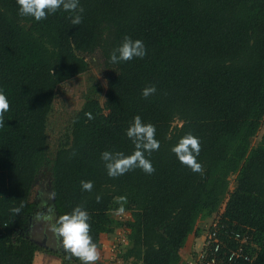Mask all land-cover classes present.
<instances>
[{"label": "trees", "instance_id": "1", "mask_svg": "<svg viewBox=\"0 0 264 264\" xmlns=\"http://www.w3.org/2000/svg\"><path fill=\"white\" fill-rule=\"evenodd\" d=\"M80 2L83 21L72 25L63 10L35 21L19 14L17 0H0V88L10 99L0 127V264H33L39 250L64 263L79 260L69 259L59 236L53 249L31 235L39 207L31 195L46 169L55 222L84 205L97 246L115 226L111 211L123 203L130 242L119 260L180 264L198 222L214 218L251 234L260 247L252 264H264V133L252 145L264 120V0ZM125 36L143 40L147 55L112 63L109 54ZM97 52L106 100L84 103L51 158L47 119L55 89ZM151 84L156 93L143 97ZM137 114L156 126L160 147L149 156L155 171L110 177L101 153L134 150L126 129ZM187 133L200 138V172L171 151ZM82 180L93 182L92 191L82 190ZM228 195L223 215H215Z\"/></svg>", "mask_w": 264, "mask_h": 264}, {"label": "clouds", "instance_id": "2", "mask_svg": "<svg viewBox=\"0 0 264 264\" xmlns=\"http://www.w3.org/2000/svg\"><path fill=\"white\" fill-rule=\"evenodd\" d=\"M18 12L21 16L31 17L35 21L46 19L50 14L63 10L69 13L72 25H80L83 21L84 8L80 0H17ZM147 55V47L143 40L131 36H125L122 42L111 51L109 59L112 63L130 61L134 58H143ZM155 84L145 86L142 96L148 98L156 93ZM10 108V99L3 88H0V127L5 124V114ZM90 116V114H88ZM127 137L133 142L134 150L125 154L122 151L104 150L101 159L105 162L107 174L116 177L125 174L129 170L140 168L151 174L155 168L149 159L150 154L158 150L160 141L156 138V126L152 122H145L137 114L126 129ZM201 143L200 138L192 133L180 137L171 151L176 154L177 159L193 172H200L202 165L198 161ZM84 191H92L91 180L81 181ZM97 201L101 199L98 195ZM120 201H126L121 196ZM13 212L19 213L20 208H13ZM125 208L123 203L116 210L117 215L123 214ZM91 215L87 208L80 204L75 206L71 212H66L56 218L52 230L62 239V244L69 259L74 256L79 258L81 264H95L99 259L97 243L93 240L90 232Z\"/></svg>", "mask_w": 264, "mask_h": 264}, {"label": "rangeland", "instance_id": "3", "mask_svg": "<svg viewBox=\"0 0 264 264\" xmlns=\"http://www.w3.org/2000/svg\"><path fill=\"white\" fill-rule=\"evenodd\" d=\"M85 58L88 61V68H86L82 73L74 76L73 78L60 83L55 89L52 99L51 111L49 112L47 119V132L49 142L48 154L51 158L54 157L61 141L66 138V135L68 133H70L72 118L74 114L80 108H82L84 103L90 98H98L102 103H104L106 100L108 80L102 56L99 52H97L95 55L87 54ZM176 123H179V120H176L174 124ZM263 133L264 120L260 130L252 138L253 146H257L259 144ZM48 170L49 169H46L39 176L37 184L35 185L31 195V199L33 201H37L40 207L38 217H35V220L37 222L34 228L37 229L33 234V237L37 238L38 240H41L42 238V234L39 233V228H41V230L42 228H52V225L55 224V213L51 208H49L50 203L52 202L53 194L50 188L51 175ZM229 178V192H231L237 185V173L231 174ZM228 198L229 195L225 199H223V202L219 206L215 215L219 214L221 210H224ZM114 209L115 210L111 211V217L114 220L113 225L115 226H111V229L108 232H105L106 235H104V242L100 243V246L98 247L99 259L95 262V264H110L109 255H106L105 251H111L110 248L112 241H114L115 239L121 240L123 238V234L125 233L124 230L126 227L125 222L128 220V218L131 217V213H129L128 211H124L123 214L117 215L116 210L118 208ZM128 232L129 229H127V232L125 233V239H127L126 246H128V242H130ZM121 251H116L117 255H119ZM53 257L55 258L56 256H54V254H50L48 256L42 255L41 258L35 260V264H47L49 262L50 264H81L80 260L67 263L59 260V262L57 263H51L52 259H54ZM120 262V264H138L133 259H120Z\"/></svg>", "mask_w": 264, "mask_h": 264}, {"label": "built area", "instance_id": "4", "mask_svg": "<svg viewBox=\"0 0 264 264\" xmlns=\"http://www.w3.org/2000/svg\"><path fill=\"white\" fill-rule=\"evenodd\" d=\"M224 211L225 208L219 215H223ZM225 227V223L214 218L204 222L202 242L184 264H252L260 248L259 244L248 232ZM125 236L124 233L121 240L112 241L111 251L109 250L110 264L121 263L116 251H121V245L126 244Z\"/></svg>", "mask_w": 264, "mask_h": 264}, {"label": "crops", "instance_id": "5", "mask_svg": "<svg viewBox=\"0 0 264 264\" xmlns=\"http://www.w3.org/2000/svg\"><path fill=\"white\" fill-rule=\"evenodd\" d=\"M39 211H40V207H38V211L34 215V217H36V216L38 217ZM32 222H33V220H32ZM203 223L204 222H198L197 228L187 238V241H186L185 245L181 249L182 260H181L180 264H184L185 260L188 259L191 256V254L193 253V251L201 244V242H202V231H203L202 226H203ZM36 229L37 228H31L32 237H33V234L36 231ZM39 233L42 234L41 235L42 238H41V240H38L37 238L33 237L36 241H41L42 242L44 239L47 240L46 245H41V246L50 247V248H58L59 247L58 235H57V233L55 231L52 230V228H42V230H41V228H39ZM55 234L57 235V237H56ZM104 235H106V234L105 233L101 234V240H100L101 243L104 242V239H105ZM108 243H109V241H108ZM108 252H109V250H108ZM108 252L105 251V254L109 255ZM50 254L51 253H48L45 250H39L35 254V260H37L38 258H41L42 255L48 256ZM54 256H56V255H54ZM35 260H34L33 264H35ZM59 260L61 261V259L56 256L54 259H52L51 263H57V262H59ZM47 264H50V262L47 263Z\"/></svg>", "mask_w": 264, "mask_h": 264}, {"label": "water", "instance_id": "6", "mask_svg": "<svg viewBox=\"0 0 264 264\" xmlns=\"http://www.w3.org/2000/svg\"><path fill=\"white\" fill-rule=\"evenodd\" d=\"M40 245H46V243H47V240L46 239H44L42 242L41 241H37Z\"/></svg>", "mask_w": 264, "mask_h": 264}, {"label": "flooded vegetation", "instance_id": "7", "mask_svg": "<svg viewBox=\"0 0 264 264\" xmlns=\"http://www.w3.org/2000/svg\"><path fill=\"white\" fill-rule=\"evenodd\" d=\"M36 222H37V221L35 220V217H34L31 228H34V226L36 225ZM53 249H54V248H53Z\"/></svg>", "mask_w": 264, "mask_h": 264}]
</instances>
